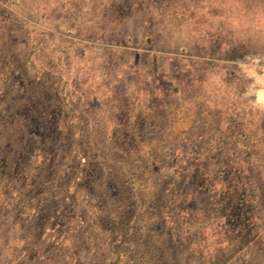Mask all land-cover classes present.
Instances as JSON below:
<instances>
[{
    "label": "rangeland",
    "instance_id": "rangeland-1",
    "mask_svg": "<svg viewBox=\"0 0 264 264\" xmlns=\"http://www.w3.org/2000/svg\"><path fill=\"white\" fill-rule=\"evenodd\" d=\"M0 264H264V0H0Z\"/></svg>",
    "mask_w": 264,
    "mask_h": 264
}]
</instances>
